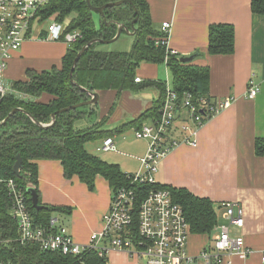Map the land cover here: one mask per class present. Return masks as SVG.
<instances>
[{
    "label": "crops",
    "instance_id": "obj_1",
    "mask_svg": "<svg viewBox=\"0 0 264 264\" xmlns=\"http://www.w3.org/2000/svg\"><path fill=\"white\" fill-rule=\"evenodd\" d=\"M146 1L158 29L164 22L172 23L169 47L181 58L197 54L194 64L209 68V96L232 101L226 110L196 129L193 138L196 146L179 144L160 162L155 180L168 187L186 189L194 196L209 199L215 204L219 226L212 237L191 234L187 246L190 255L198 256L213 244L215 236L220 233L219 227L226 222L225 206L222 205L232 203L240 205L246 215L244 228L234 229L232 237H243L246 246L257 252L250 257L236 255L233 264H262L258 252L264 251V156L256 155L255 140L264 138V17L253 14L251 0ZM101 21L100 17V24ZM215 24L235 27L234 54H207L209 28ZM35 27L29 31L21 49L11 55L5 73L7 85L25 80L29 70L43 72L54 67L60 69L63 65L69 46L63 41L41 37V30H34ZM126 47L131 46L128 44ZM137 77L141 82L150 80L165 85L172 81L166 65L142 63ZM251 81L258 89L254 99L248 98ZM99 96L97 116H87L78 121L75 128L92 127L105 117L108 118L102 128L105 131L127 125L152 107L160 97V91L148 88L118 94L109 90L99 92ZM51 98L44 94L39 102L46 103ZM151 121L148 118L142 124ZM116 137L114 155L117 160H103L120 166L124 173L132 174L130 167L135 164L134 160L140 162L146 155L148 142L130 143L127 148L136 156L122 158L117 154L120 153L117 147L121 148L122 142L116 143ZM98 142L101 150L103 141ZM140 147L142 150L137 152ZM38 170L42 203L70 208L71 213H55L53 218L68 229L77 243L88 244L94 234L103 231V217L112 200L109 182L98 177L95 189L90 190L76 176L65 178L63 167L56 160L38 161ZM106 257L108 264H137L121 251H110Z\"/></svg>",
    "mask_w": 264,
    "mask_h": 264
},
{
    "label": "trees",
    "instance_id": "obj_2",
    "mask_svg": "<svg viewBox=\"0 0 264 264\" xmlns=\"http://www.w3.org/2000/svg\"><path fill=\"white\" fill-rule=\"evenodd\" d=\"M125 1L121 6L107 8L105 18L99 27L94 22V13L89 9L86 0H50L38 16L39 22L55 20L58 23L67 21L66 33L78 32L82 39L71 45L63 59L62 67L37 72L27 71L25 80L12 82L11 91L4 97L0 96V123L3 122L14 109L24 112L14 114L9 121L0 126V177L3 180H14L27 193L33 188L39 195L38 161L56 160L63 167L67 179L78 177L90 190L95 189L98 177L109 182L112 191L122 187H133L143 197L153 189H168L174 200L180 204L191 226L192 235L212 237L219 226L215 204L206 198H199L186 189H177L162 184L138 185L133 184L127 173L120 166L111 164L86 148L87 144L126 133L134 127H142L145 119H156L166 97L167 85L155 81L136 83L137 71L142 63L166 65L171 73V85L182 99L190 93L195 98H208L210 71L208 67L190 63H182L179 54L172 55L170 48L162 45L163 34L154 24L150 8L146 0H91L94 7H102L109 3ZM253 14L264 17V0H251ZM106 19V21H105ZM138 19L133 36L132 47L128 51L107 50L103 44H95L82 56L73 79L77 86L71 83L70 70L73 61L80 50L89 42L102 39L112 40L118 31V25L131 27ZM107 23H111L110 26ZM34 27V25H33ZM45 32H41L45 36ZM41 36V37H42ZM236 30L230 24L211 25L208 32L207 54L210 56H229L235 53ZM81 88L90 92L141 91L157 88L160 97L153 102L147 112L133 122L112 131H105L104 126L108 118H103L98 124L77 129L75 124L87 118L95 117L97 113L90 107L71 110L56 117L51 128H42L40 124L48 125L52 122V115L64 108L89 101L91 97ZM52 98L48 102H39L44 95ZM29 114L30 116H28ZM255 152L259 157L264 156V138L255 140ZM22 157L20 177L14 172L17 157ZM130 174V173H128ZM131 175V174H130ZM132 184V185H131ZM28 206L35 223L41 227H49L55 213L69 214L70 208L45 206L46 209L37 211L27 193ZM142 201V200H141ZM225 205H222V207ZM11 200L8 189L0 183V234L3 239L16 241L18 229L16 222L10 216ZM5 260L17 264H108L105 256L89 251L81 256L63 255L60 253L42 251L35 245H21L10 243L2 252Z\"/></svg>",
    "mask_w": 264,
    "mask_h": 264
},
{
    "label": "built area",
    "instance_id": "obj_3",
    "mask_svg": "<svg viewBox=\"0 0 264 264\" xmlns=\"http://www.w3.org/2000/svg\"><path fill=\"white\" fill-rule=\"evenodd\" d=\"M49 1L0 0V96L4 97L11 91L5 82V73L12 53L21 49L33 25L40 24L38 13ZM67 25L49 20L43 29L46 39L63 41L69 47L76 44L82 35L78 32L65 34ZM172 27L171 22L161 25L162 45L170 48L172 55H177L179 53L169 47ZM135 82L140 83L141 79L137 78ZM257 94L258 89L251 81L248 98L254 99ZM231 102L230 99L195 98L190 93L180 99L173 86L167 84L166 97L158 117L134 129L139 140L148 142V150L140 159L141 171L131 175L127 173L132 183L156 186L155 175L160 162L179 144L196 146L193 139L196 129L226 110ZM184 113L186 117L182 119ZM177 120L184 122L179 128L175 126ZM101 151H116L114 139H105ZM0 183L8 189L10 216L18 225L16 241L3 239L0 234V264H17L2 257L5 247L13 242L75 257L89 251L100 256L113 250L121 251L136 260L137 264H233L236 255L250 257L257 253L246 246L243 237H232L233 229H243L245 225L246 215L240 205H225L224 219L227 224L219 227L220 233L211 246L198 256H192L187 247L191 226L182 206L168 189H153L144 197L141 191L142 201L137 190L131 186L113 190L110 208L103 217V231L94 234L88 244L81 245L57 218H52L49 227L38 226L30 213L27 193L23 188L14 180H3L1 177ZM258 253L264 264V251Z\"/></svg>",
    "mask_w": 264,
    "mask_h": 264
},
{
    "label": "water",
    "instance_id": "obj_4",
    "mask_svg": "<svg viewBox=\"0 0 264 264\" xmlns=\"http://www.w3.org/2000/svg\"><path fill=\"white\" fill-rule=\"evenodd\" d=\"M87 2V5L89 7V9L93 12V13H98L102 18H105V10L107 8H111V7H117V6H121L125 3V1H119V2H115V3H109L107 5H104L102 7H94L91 3V0H86ZM106 21V19H105ZM138 19H135L131 25V27H127L123 24H119L118 25V31H117V34L116 36L112 39V40H102V39H96V40H93L91 42H89L87 45H85L81 50L80 52L77 54V56L75 57L74 61H73V64H72V68L70 70V79H71V83L75 86H77V83L74 81L73 79V76H74V72L76 70V67L80 61V59L82 58V56L90 49V47H92L93 45L95 44H103V45H110V44H114L115 42H117L121 36L123 35V33L125 32L126 34L130 35V36H134L136 34V23H137ZM108 26L111 25V23H107ZM197 54L193 55V56H190V57H186V58H182L181 59V62L182 63H190L192 62L195 58H196ZM83 91H85L90 97L91 99L89 101H86V102H83V103H80V104H77V105H73V106H70V107H67V108H64L58 112H55L53 115H52V122L48 125H43V124H40L38 123L37 121H35L33 119V117H31L29 114H27L28 116L31 117V119L40 127L42 128H51L55 122H56V117L63 114V113H67L71 110H76V109H79V108H82V107H90L91 109H93L96 113H99V110H98V103H99V93L97 92H90V91H87L83 88H81ZM18 112H24L22 109H14L12 111V113L3 121L0 123V126L2 125H5L9 119L16 113ZM179 112V110L177 111V113ZM22 157L20 155H18L17 157V161L14 165V172L16 174L17 177H20V171H21V168H22ZM27 193L30 195L31 197V201H32V204L34 206V208L37 210V211H40V210H43V209H46L47 207L43 206V205H39V195L38 193L36 192L35 189L33 188H29L27 189Z\"/></svg>",
    "mask_w": 264,
    "mask_h": 264
},
{
    "label": "rangeland",
    "instance_id": "obj_5",
    "mask_svg": "<svg viewBox=\"0 0 264 264\" xmlns=\"http://www.w3.org/2000/svg\"><path fill=\"white\" fill-rule=\"evenodd\" d=\"M100 15L98 14V13H94V17H93V19H94V22H95V24L97 25V27H99L100 26ZM49 20H47L46 22H42V23H40L37 27H35L34 28V30L36 29V30H41L40 31V33L41 32H44L43 31V29L45 28V26H46V23L48 22ZM67 21H69V20H66V21H64L65 23H67ZM68 23H70V21L68 22ZM36 26V25H35ZM46 35V34H45ZM42 37H44V36H42ZM45 38H46V36H45ZM132 43H133V37L132 36H130V35H128V34H126L125 32L123 33V35L121 36V38L117 41V42H115L114 44H110V45H104L103 47L105 48V49H107V50H120V51H122V50H125V51H128V50H130L131 49V47H132ZM128 44H130V46L131 47H126V45H128ZM141 83V82H140ZM184 112H186V111H184ZM186 116L184 115L183 117H182V119L183 118H185ZM180 124H184V122L183 121H179V120H177L176 121V124H175V126H179ZM110 138H113L114 139V137H110ZM116 139H118L117 141H116V143H119V142H122V146H121V148H119L118 149V147H117V150L120 152V153H117L118 155H120L119 157H122V158H126V157H130V156H136V153H133L131 150H129L128 148H127V146L130 144V143H135V144H137V143H140L139 141H141V140H139L137 137H136V134H135V130H130V131H127L126 133H124V134H122V135H118V137H116ZM87 149L90 151V152H92L94 155H97V156H100V158H102V159H105V160H109V159H116L117 160V158H116V156L114 155V152L112 151V152H109V153H104V152H102L101 150H100V143L98 142V141H93V142H91V143H89V144H87ZM140 150H142V148L140 147V148H138V150H137V152H140ZM111 153V154H110ZM135 161V164L134 165H132L130 168L132 169V174H135V173H137V172H139V171H141V165H140V162L139 161H137V160H134ZM57 217H61V215H57ZM225 224H227V222H225ZM234 230V229H233ZM233 232V231H232Z\"/></svg>",
    "mask_w": 264,
    "mask_h": 264
}]
</instances>
